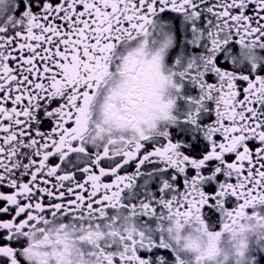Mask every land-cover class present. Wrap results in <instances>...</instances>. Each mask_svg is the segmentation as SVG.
<instances>
[{
	"label": "snow or ice",
	"instance_id": "obj_1",
	"mask_svg": "<svg viewBox=\"0 0 264 264\" xmlns=\"http://www.w3.org/2000/svg\"><path fill=\"white\" fill-rule=\"evenodd\" d=\"M0 264H264V0H0Z\"/></svg>",
	"mask_w": 264,
	"mask_h": 264
}]
</instances>
